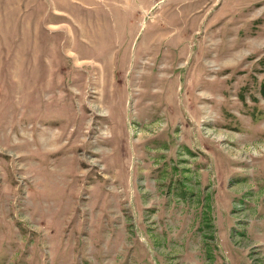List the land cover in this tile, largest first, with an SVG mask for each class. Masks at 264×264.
Returning <instances> with one entry per match:
<instances>
[{"label": "rangeland", "instance_id": "1", "mask_svg": "<svg viewBox=\"0 0 264 264\" xmlns=\"http://www.w3.org/2000/svg\"><path fill=\"white\" fill-rule=\"evenodd\" d=\"M0 264H264V0H0Z\"/></svg>", "mask_w": 264, "mask_h": 264}]
</instances>
